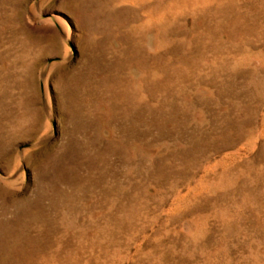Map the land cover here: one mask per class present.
<instances>
[{"label":"rangeland","instance_id":"374dc122","mask_svg":"<svg viewBox=\"0 0 264 264\" xmlns=\"http://www.w3.org/2000/svg\"><path fill=\"white\" fill-rule=\"evenodd\" d=\"M0 264H264V0H0Z\"/></svg>","mask_w":264,"mask_h":264}]
</instances>
